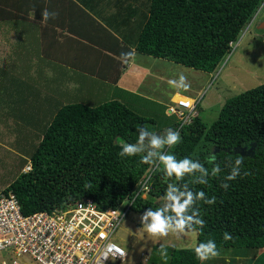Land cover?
Returning <instances> with one entry per match:
<instances>
[{
    "label": "trees",
    "instance_id": "trees-1",
    "mask_svg": "<svg viewBox=\"0 0 264 264\" xmlns=\"http://www.w3.org/2000/svg\"><path fill=\"white\" fill-rule=\"evenodd\" d=\"M136 33L123 36L139 53L162 58L205 72L215 71L231 51L242 30L251 22L262 0H145ZM142 3L139 5L141 9ZM139 9V10H140ZM141 12V10H140ZM233 43L231 45L230 43ZM95 106L73 102L57 108L29 152L31 169L20 172L2 189L12 191L21 211L64 209L91 198L99 208L116 206L131 193L152 166L140 163L141 155L120 157L123 143H135L137 128L152 132L175 129V115L167 105L134 92ZM181 141L169 151L177 159L189 157L208 163L203 144L216 147L223 168L226 159L243 156L242 174L220 187L228 169L209 176L206 185L192 186L215 197L212 205L199 202L205 226L196 232L194 246L172 248L168 264H200L194 248L212 239L218 251L225 248L257 250L264 247V83L225 100L210 124L199 116L180 129ZM253 146V152L235 149ZM250 175L243 176V172ZM147 197L138 196L131 209L143 213L160 206L170 182L154 169ZM174 182V181H173ZM232 236L224 240V233Z\"/></svg>",
    "mask_w": 264,
    "mask_h": 264
},
{
    "label": "crops",
    "instance_id": "crops-1",
    "mask_svg": "<svg viewBox=\"0 0 264 264\" xmlns=\"http://www.w3.org/2000/svg\"><path fill=\"white\" fill-rule=\"evenodd\" d=\"M144 1L0 0V147H33L57 108L68 103L95 106L130 91L167 105L157 88L139 87L154 74L164 81L153 72L157 62L143 61L150 55L130 43ZM45 9L57 15L44 21ZM131 50L136 57L123 64L121 53ZM178 94L185 95L175 90L170 100ZM216 258L219 264H264V247L225 248Z\"/></svg>",
    "mask_w": 264,
    "mask_h": 264
},
{
    "label": "rangeland",
    "instance_id": "rangeland-1",
    "mask_svg": "<svg viewBox=\"0 0 264 264\" xmlns=\"http://www.w3.org/2000/svg\"><path fill=\"white\" fill-rule=\"evenodd\" d=\"M263 23L264 0H262L251 22L242 30L238 39L234 42L231 51L225 56L219 67L210 73L166 59L158 62L152 56H149L150 58H142L143 61L147 60L150 64L157 62L152 65L153 72L162 75L163 78L161 79L164 81H161L159 76L154 74L155 76L145 77L144 82H141L139 87L143 88L146 85L150 89L157 88L164 93L165 100L168 101L167 104H174L170 100V96L172 91L176 89L173 88L170 93L169 89L172 87L168 81L178 79L181 73L184 74L187 77L190 88L187 91H176L196 97V99L200 98L196 107L197 116L205 123L210 124L217 118L219 110L227 98L264 83V29L261 28ZM191 89L196 90L197 93H191ZM179 97H181L180 94L173 99L177 100ZM103 101L100 100L94 105ZM19 132L20 135H27V133ZM37 136L36 139L32 140L35 145L38 143L37 139L39 140V135ZM1 138L5 139L6 135L1 136ZM21 143L23 142H18V146L11 148L0 147V192L16 178L25 161L29 159V152L35 146L29 147L24 144L25 147H21ZM5 144L10 145L8 141ZM200 148L207 149L208 157L217 152L216 147L210 144H203ZM160 200L157 199L158 202ZM142 214L130 209L112 236L113 242L126 251L127 258L122 262L109 258L106 264H168L172 248H184L195 245L196 232L188 235L170 233L163 238L150 236L140 223ZM161 245L168 249L166 261L159 255ZM142 252L147 253L146 260L141 255ZM8 253L7 250L0 249V260L6 258ZM24 258L27 259L26 257ZM216 260L217 258H212L206 261L205 264H219Z\"/></svg>",
    "mask_w": 264,
    "mask_h": 264
},
{
    "label": "built area",
    "instance_id": "built-area-1",
    "mask_svg": "<svg viewBox=\"0 0 264 264\" xmlns=\"http://www.w3.org/2000/svg\"><path fill=\"white\" fill-rule=\"evenodd\" d=\"M180 96L177 100L171 99L174 104H167L166 108L167 114L176 116L178 124L174 130L179 132L197 117L200 100ZM30 169L28 161L22 170ZM150 169L122 202L106 208H99L91 198H84L64 209L24 214L12 191L0 192V249L9 252L0 264H106L109 258L124 261L127 253L113 242L112 236L134 200L138 196L147 197L151 184L147 177L154 170ZM109 246L122 250L123 257L108 252ZM141 255L147 259L146 253Z\"/></svg>",
    "mask_w": 264,
    "mask_h": 264
},
{
    "label": "clouds",
    "instance_id": "clouds-1",
    "mask_svg": "<svg viewBox=\"0 0 264 264\" xmlns=\"http://www.w3.org/2000/svg\"><path fill=\"white\" fill-rule=\"evenodd\" d=\"M56 15L57 13L49 12L45 9L42 13V18L44 21H47ZM136 55L134 50L121 53V62L128 64ZM168 83L176 90L187 91L190 88L187 77L182 73L178 76V79H171ZM180 141L181 135L177 130L167 129L161 135L143 126L137 128L136 142L123 143L121 151L118 153L120 157L141 155L140 163L150 165L152 169L161 170L164 177L170 181L167 184L160 206L156 209L147 208L140 217L142 227L152 237L163 238L167 237L170 233L188 235L202 229L205 226V221L200 217L199 209L196 205L199 202L212 205L216 202V198H208L204 191H194L192 186L206 185L209 176L218 177L226 168L228 169V174L224 176L220 187L227 191L230 187L229 182L240 177L242 174V155H238L234 161L231 159L224 160L222 168L220 163H216V155L211 154L208 160V163L213 165L211 170L205 167L204 163H201L199 160L189 157L177 159L169 150ZM248 175H250L249 172H243V176ZM147 179L151 181V175ZM223 238L227 241L231 240L232 236L225 232ZM193 251L196 259L201 264L220 256L217 244L212 239L198 243ZM108 252L114 255L118 253L120 257L124 255L122 250L114 246H109ZM107 254V252L104 254L105 259H107ZM159 255L166 261L168 249L161 245Z\"/></svg>",
    "mask_w": 264,
    "mask_h": 264
},
{
    "label": "water",
    "instance_id": "water-1",
    "mask_svg": "<svg viewBox=\"0 0 264 264\" xmlns=\"http://www.w3.org/2000/svg\"><path fill=\"white\" fill-rule=\"evenodd\" d=\"M261 28H263L264 29V25H262L261 26ZM168 128H165V130H167ZM165 132V131H164ZM164 132H158V131H155L154 133H156V134H163ZM146 143H147V141H146ZM235 151H238L240 154H245V153H252L253 152V146H251V147H249L248 149H247V151H245V148H240V149H235Z\"/></svg>",
    "mask_w": 264,
    "mask_h": 264
}]
</instances>
